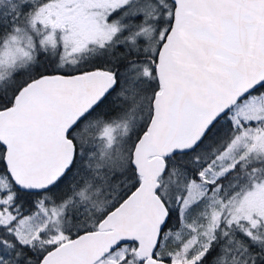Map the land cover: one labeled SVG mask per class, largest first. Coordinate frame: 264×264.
<instances>
[{
    "label": "snow or ice",
    "instance_id": "6c2138e0",
    "mask_svg": "<svg viewBox=\"0 0 264 264\" xmlns=\"http://www.w3.org/2000/svg\"><path fill=\"white\" fill-rule=\"evenodd\" d=\"M0 264H264V0H0Z\"/></svg>",
    "mask_w": 264,
    "mask_h": 264
}]
</instances>
